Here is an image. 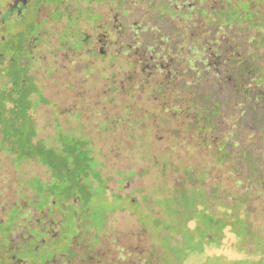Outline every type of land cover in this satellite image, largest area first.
Listing matches in <instances>:
<instances>
[{
  "label": "rangeland",
  "instance_id": "1",
  "mask_svg": "<svg viewBox=\"0 0 264 264\" xmlns=\"http://www.w3.org/2000/svg\"><path fill=\"white\" fill-rule=\"evenodd\" d=\"M86 1L74 27L50 33L58 48L42 57L50 64L59 52L54 75L51 65L35 73L46 99L28 77L31 96L21 101L16 79L0 81V264H264V189L247 180L236 148L229 162L219 156L243 107L264 116L262 72L253 69L243 79L232 73L235 56L264 54V47L240 46L255 33L245 36L236 27L224 33L220 23L211 35L205 10L192 17L190 6L176 10L174 1ZM232 1L245 11L252 0H210L208 9ZM253 8L264 15V6ZM228 17L240 19L232 10ZM32 20L28 15L26 30L34 29ZM77 26L91 40L84 48ZM63 68L78 72L73 92L63 85ZM239 86L247 98L238 96ZM69 95L85 101L82 117L65 115ZM257 95L262 100H253ZM253 122L237 142L264 151V124L257 122L255 131ZM32 143L60 153L82 144L95 155L84 179L93 185L87 203L74 208L58 199L65 182L51 176ZM119 190L130 200L113 193ZM185 195L190 207L183 211ZM244 195L248 201L240 206ZM190 208L195 216H188Z\"/></svg>",
  "mask_w": 264,
  "mask_h": 264
},
{
  "label": "trees",
  "instance_id": "2",
  "mask_svg": "<svg viewBox=\"0 0 264 264\" xmlns=\"http://www.w3.org/2000/svg\"><path fill=\"white\" fill-rule=\"evenodd\" d=\"M173 1L178 3V5L174 4V6L176 7L174 9L176 10L181 9V7L190 6L188 10H191L192 12L191 16L193 15L192 17L196 15L198 10L200 9L205 10L207 14V18L209 17V20H210L208 21V19L206 18V21L210 22V26H206V28H208V31L211 33V35H214L217 26H219L217 24L221 23L220 28L224 30V33H226L227 31L232 32L234 30L233 27L240 29L242 34L245 36H248L253 32L255 33V35L252 36L251 38L250 36L248 37L250 42L248 41L244 43L242 42L240 46H245V44H251L254 47L257 45L262 48L264 47V15L259 14L258 11H255L253 8L254 4H259L261 7L264 6L263 4L258 3L255 0L248 1L246 4L247 7L246 6L244 7L246 10L243 11L241 8L237 9L238 5L236 6L235 3L232 1V2L225 4L227 5V8L217 11L215 9H210V10L208 9V4L210 3V0H198L200 2L199 7L195 4H192V2L195 3V1L197 0H161L162 4H165V3L171 4V2ZM154 3L156 2H151L149 6L151 7V5ZM174 6L172 5V7ZM231 10L234 11L235 16H239L240 19L231 20L230 17H228V14L229 12H231ZM225 20L228 22H232V23H230L228 26H223L222 23ZM236 23H238L239 25H236ZM211 38L212 36H210V41H211ZM213 38H216V37L214 36ZM26 40H27L26 38H22L21 47L26 48L27 46L25 44ZM213 41L214 39L212 40V42ZM7 50L9 51V48H7ZM239 56L240 55H237L235 56L234 59H232V60H235V62L237 63L235 71H232L235 77L242 78V79L243 77L249 78L251 73H253V69H254V72H256L257 75H260V71H261L262 76L260 75L259 77L264 79V74H263L264 66L257 65L258 60L260 61V59L262 60L264 58V54H260V53L258 54L257 52H253L252 55L244 54V56L241 58H239ZM229 71L231 72V70ZM24 73L25 71L17 69V68L11 69L9 66L0 67V81L6 82L8 80L10 83V81L12 82L14 79H16L15 81H13V84L15 85V88L17 89L19 101H21V99L24 100L25 98L29 97L28 95H30L26 89L27 81L24 77ZM239 87H240L241 92L237 93L238 96L242 95L243 98H247L246 94L249 93V91H247V88L243 89L241 86ZM211 97L213 96L209 95L208 99H211ZM253 100L260 101L262 100V96L257 95L255 99ZM218 103L220 104V107H221V103L219 101ZM243 108H244V111H243L244 115L242 116L243 120H241L239 123V126H236V128L232 131L233 134L231 135V138H227V142H225L223 146L221 147L222 152L219 154V156L220 155L223 156L221 162H229L232 156L231 155L232 148L233 147L236 148L237 149V160L244 165L242 166V168L246 169L248 172L247 180L250 181L251 178L253 177L254 178L253 182H250L251 185H253L252 183H258L261 186V188L264 189V184H263L264 171L261 168V166L264 165L263 148L261 147L254 148L255 144H243V142L239 140L237 142L238 137L242 135V131L245 130L247 126L249 125V123H252L253 120H254L253 123L255 124L254 125L255 131H257L256 126L258 125V123H260L261 125L264 124V116H262L261 113L260 114L257 113L256 117L254 118L253 117L254 109L250 105L243 107ZM256 118H260L261 120L258 122ZM89 144L90 146L88 144L86 145H88L89 148L92 147L91 142H89ZM30 148H33V150H35L37 155H40L41 157L44 156L45 162L48 164L49 168H51L50 172H51L52 177H56V173H57L58 175L56 179L63 180L65 182V184L62 185L61 187L62 193H60V195L58 196L59 197L58 199H61L62 202L64 201L66 202L69 199L70 200L77 199L80 202V206L82 204L87 203L88 198H90V195L92 194L91 189L93 188V185L91 183L90 184L84 183V179L85 177L88 178V176L90 175L87 173V170L88 168L91 167L90 165L92 161L96 160L95 155L94 156L89 155L87 151L84 150L82 144H79L77 147L75 145L65 147L64 150L61 151V153H60L59 148L52 147L50 149V147L47 146L46 144H42V146H40V145H34V143H32ZM65 152H68L69 155H67V153ZM65 174L67 175L69 174V178L67 180L62 178ZM69 180H70V183H69ZM204 196L206 197V200H211V197L208 196L206 193L204 194ZM197 197L202 198V196H197ZM246 197L247 196L244 195V197L240 198L241 200H239L240 202L238 203L240 204V206H242L244 202L247 203L248 200L247 201L245 200ZM188 199H189V196L185 195V200L183 201V205H182L183 211L184 209L188 210V208L190 207V203ZM189 212H188L189 214L188 216L190 217L195 216L193 215V213H195V210L190 208ZM196 214L198 215L199 211H197ZM165 221L167 222V226L165 227L166 231H170V229L172 228V226L169 224L170 221H167V220ZM212 222L214 223L215 220ZM185 226H182L181 228L183 229L185 228ZM245 228H246L245 235H247L249 234V231L247 227ZM220 229L223 230L222 225ZM201 234H203V238L207 239L206 241H210L212 239V236L209 235V233L204 232ZM167 243H168L167 245L169 247V250L172 252V249L170 248L169 246L170 244L168 241Z\"/></svg>",
  "mask_w": 264,
  "mask_h": 264
},
{
  "label": "flooded vegetation",
  "instance_id": "3",
  "mask_svg": "<svg viewBox=\"0 0 264 264\" xmlns=\"http://www.w3.org/2000/svg\"><path fill=\"white\" fill-rule=\"evenodd\" d=\"M0 67L9 66L12 68H17L25 71L24 77H28L29 81L38 88L39 83L37 82V76L35 73L40 71L38 66H52V77H53V67L56 65V58L59 52L55 54L54 60L50 64H46L43 61L44 55L46 53L44 50L47 48L56 49L58 48V40L56 38V45H53L49 40L50 34L52 31L59 32V27L62 28L68 26H75L73 23L76 16V11H82L79 8L80 3L87 2L86 0H0ZM125 2V0H123ZM89 3V2H88ZM28 15H33L32 25L34 29L29 27V30L25 29ZM78 26L80 21L75 22ZM77 26V31L79 28ZM122 27V25H121ZM9 30V32H8ZM9 33V36L8 34ZM81 33V32H80ZM82 48L91 44V40L88 35L82 34ZM22 38H26V48L21 47ZM88 40V43H85ZM9 48V51L7 50ZM69 51L70 49H66ZM71 51V50H70ZM6 52H11L10 55H7ZM93 53V52H87ZM28 57L29 60L21 59L20 55ZM154 61V60H153ZM74 62H72V65ZM67 74L63 85H65L68 91L73 92L72 90L77 89L78 87V78L74 79L73 73L77 70H67L63 68ZM78 73V72H77ZM70 76H73V80H70ZM68 85H71L73 88H69ZM39 89V88H38ZM39 92L45 98L43 92L39 89ZM31 94L29 95V97ZM67 102H71V111H68L66 114H75L79 113L82 117L83 111L80 110L81 105L85 101H80L76 97L72 98V95H69ZM46 99V98H45ZM80 117V118H81ZM84 184V183H83ZM108 185V183H107ZM115 195L120 196L121 198H127L119 192H113ZM127 200H130L127 198ZM66 204H71L74 208H79L80 202L77 199L67 200ZM65 203V202H64ZM137 205V203H134ZM117 212V211H116ZM113 214V213H112ZM110 213H107L105 216H110ZM58 216H61L60 214Z\"/></svg>",
  "mask_w": 264,
  "mask_h": 264
}]
</instances>
